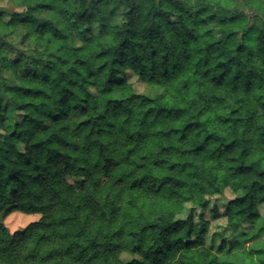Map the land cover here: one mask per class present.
Wrapping results in <instances>:
<instances>
[{"label": "trees", "instance_id": "obj_1", "mask_svg": "<svg viewBox=\"0 0 264 264\" xmlns=\"http://www.w3.org/2000/svg\"><path fill=\"white\" fill-rule=\"evenodd\" d=\"M240 1L116 0L81 47L102 0L0 8V264H264V0ZM228 189L253 231L213 252L178 216ZM14 211L41 218L11 233Z\"/></svg>", "mask_w": 264, "mask_h": 264}, {"label": "rangeland", "instance_id": "obj_2", "mask_svg": "<svg viewBox=\"0 0 264 264\" xmlns=\"http://www.w3.org/2000/svg\"><path fill=\"white\" fill-rule=\"evenodd\" d=\"M16 0H0V8H4L7 16L4 17L6 22L9 21L12 12L17 10ZM247 0H241L238 9L247 14H250ZM103 15L94 20L89 28L80 29L75 32V42L72 47H81L82 42L91 36H100L103 34V26L107 24L121 25L124 22L125 9L117 6L116 0H102ZM128 81L132 84L134 90L138 94L156 98L162 95V90L152 89L142 83L138 77L128 73ZM0 131V139H1ZM242 196L241 193H234L230 189L226 190L222 195L208 196L203 206H196L192 203H187L183 212L178 216L179 220H186L191 214L194 215L195 222L198 226L202 225V220L209 223V229L205 236L206 246L213 252H217L222 244L229 250L238 249L236 240H243L244 236L253 231L252 225L247 222L240 224L236 229H231L228 226L227 210L231 202ZM260 213L264 216V204L259 207ZM219 216L215 217V212ZM41 218L39 214H26L21 211H14L3 217V222L11 233L25 230L29 225L38 222ZM245 249L249 245H244ZM138 259L137 256L122 254L121 260L125 263H130Z\"/></svg>", "mask_w": 264, "mask_h": 264}]
</instances>
